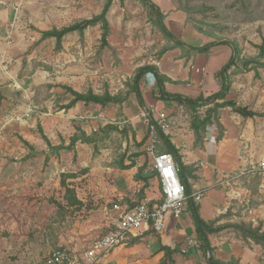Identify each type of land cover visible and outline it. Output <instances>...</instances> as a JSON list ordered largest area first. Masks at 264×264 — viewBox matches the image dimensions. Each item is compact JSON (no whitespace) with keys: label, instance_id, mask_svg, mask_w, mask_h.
Returning <instances> with one entry per match:
<instances>
[{"label":"rangeland","instance_id":"obj_1","mask_svg":"<svg viewBox=\"0 0 264 264\" xmlns=\"http://www.w3.org/2000/svg\"><path fill=\"white\" fill-rule=\"evenodd\" d=\"M172 1L177 8L181 5L188 9L189 14L185 13L187 18L190 15L192 22H187L194 28L201 27L204 31L202 33L208 37L238 42L243 59L258 56L260 49L257 45H261L264 39V0ZM105 3L106 0H1L0 43L12 41L19 45L15 48L19 53L14 59H10V64L13 65L15 59L23 63L20 76L31 75L33 70L40 67L43 72L38 77L54 81L53 84H38L34 88L38 111L48 109L44 100L56 91L51 92L52 87L65 89L62 84L64 80L74 81L82 92L92 89L98 94L109 91L114 95H126L132 88L136 70L140 66L155 63L163 56L164 49L171 45L153 25L150 10L142 0L113 1L108 13L111 47L101 48V24L88 27L84 38L78 32L66 36L62 49H57L55 38H35L41 37L38 29L62 28L92 18L103 10ZM7 8L12 11V18L8 20L4 17ZM251 17L257 20L248 21ZM259 17L262 19H258ZM219 45H225L226 52L212 51L216 56L212 55L210 58L211 68L214 59L223 60L229 54V44ZM3 50L0 49V60ZM229 73L232 93L227 98L263 115L244 117L240 114L241 118L238 119V112L233 108L227 106L225 110L232 131H249L241 139L244 141L241 153L247 163L230 174L244 171L236 185L243 193L251 195L248 205L252 207L260 202L264 203V68H260L259 76H256V71L245 68L241 60ZM144 81L148 98L150 85L155 82L154 74L149 73ZM2 99L0 94V107ZM138 104L140 105L138 97L131 92L126 104H110L107 107L92 104L87 107V119L84 122L96 143H87V153L84 152L81 159L83 163L92 165L98 159L102 164L120 169L125 161L130 164L136 161L139 156L137 154H144L143 170L147 176L154 173L148 152L141 148L149 138L148 125L142 115L148 107H138ZM166 104L165 101H159L157 107H167ZM125 105L128 114L124 112ZM61 107L59 101H56L51 106V111L55 113ZM209 107L212 104L199 107L197 111L204 116ZM222 109L219 110L220 123ZM132 112L140 114V118H135V124L131 122V118L135 116ZM192 114L190 108L179 104L171 116L190 123ZM12 115L19 121V115ZM13 116H9L8 120H13ZM215 124L219 127L218 137H221L223 125ZM34 127L27 133L40 134L41 124L36 123ZM5 130L0 131V264H48L47 258L61 247L78 255L94 240L108 233L124 209L143 201L145 181L144 177L137 176L139 172L129 177L131 190L123 198L111 197L108 202L87 199L89 167L81 165L77 152L72 153L74 148L56 150L49 147V153L45 156L35 149L33 151L23 141L25 138L15 126ZM8 144L10 150H4V146ZM24 147L32 155L29 165L23 162L27 159L22 157ZM69 150L72 151L70 154ZM158 150H163L160 145ZM129 173L131 175L132 172ZM151 179L155 182V189L150 190V195L155 197L158 194L161 197L159 177L155 173ZM62 180L65 181L64 185ZM134 181L142 184L139 188L141 190L134 191ZM68 185L80 186V194L85 200H82V205L73 206L68 203ZM232 205L236 209L234 214L238 216L235 219L244 221V210L248 205L239 200H233ZM147 249L146 244L138 249L142 257H147ZM184 261L178 257L174 264H184Z\"/></svg>","mask_w":264,"mask_h":264},{"label":"crops","instance_id":"obj_2","mask_svg":"<svg viewBox=\"0 0 264 264\" xmlns=\"http://www.w3.org/2000/svg\"><path fill=\"white\" fill-rule=\"evenodd\" d=\"M153 1L164 11L166 15L165 22L170 30L188 45H203L213 40L189 24L187 22L186 13L177 8L172 0ZM4 15L6 20L12 18V11L10 8L5 9ZM75 32L68 33L66 36H70ZM35 38H38V40L41 39L39 36ZM18 46V43L12 41L0 43V49H4L1 53L2 58L0 60V94L3 96L2 105L0 107V131L5 132V128L15 126L16 129H18L17 131L23 135L25 140L27 139V141L33 145L37 152H41V154L46 156L50 148L42 133L40 132L39 134L35 132L30 135L27 133L28 130L30 128H35L34 126L36 123L41 124L44 134L48 137L53 146H58L60 144L68 145L71 141V137L77 132L78 127H81L89 134L84 119H87V107L95 103L86 104L83 101H78L71 108H60L57 112L53 113L51 111V106L55 105L56 101H59V104L62 106L66 105L72 100L73 95L66 92V90L61 87H52L50 91H56L50 98L44 100L48 109L38 111L39 105L34 98L36 96L34 88H37L38 84H53L54 81L50 79L42 80L39 78L38 76H41L40 73L43 72V70L39 69L40 67L33 70L31 75L20 76L23 63L15 59L16 62L13 65L10 64V59H14L16 54L19 53V51L15 49ZM225 47V45H218L211 48L208 54L191 53L189 56H187V53H183L181 48L177 47L165 52L163 56L153 64L158 66L161 74L171 79L164 83L168 93L182 94L192 98H197L200 95L208 96L221 89L222 83L217 77V72L232 55V48L230 47L229 54L227 53L226 58L224 57L223 60L220 59L221 61H217L214 59L213 62L212 59L213 66L211 68L210 58H212V55L216 56L212 51L214 50L215 52V50H218L219 53L226 52ZM148 74L149 73L144 76L140 84L145 101L143 108L154 107L155 118H158L161 112L167 114L170 125L164 128V131L171 136V140L179 149L183 162L193 168L195 177L190 178L193 191L203 192L202 199L199 202L202 217L206 220L218 219L217 224L220 225L236 222L238 216L234 214L236 209L232 205L233 200L248 202L251 200V195L243 193L239 190L240 187L233 184L231 187L233 188L235 196L231 198L227 193L230 187L222 184V180L225 175L241 169L247 163V159L241 153V144L244 143L241 139L245 137L248 129L241 131L236 129L232 131V127L229 126L226 118L227 111L225 110L227 109L225 107L221 111V123L224 128L221 137L216 136V134L219 133V127L213 123L207 127L203 134L202 141L197 144L192 123H186L179 117L171 116V114L176 111L179 103L170 98H158L159 91L155 75V82L151 83L147 98L144 80ZM62 84L71 86L82 92L74 81L64 80ZM231 93L232 92H229L228 98H230ZM159 101H165L167 107L162 106L158 108ZM96 105L103 107L100 104ZM140 105L138 104L137 106L141 107ZM180 106L183 105L180 104ZM124 112L127 113L126 105ZM12 113L20 116L19 121L15 119ZM132 115H135V113L132 112ZM9 116H13V120H8ZM137 117L140 118L139 113L132 118L130 117L132 119V124L136 123L134 120ZM237 117L239 119L241 115L238 113ZM4 122H6V124ZM26 124H28V126H26ZM4 144L6 143L4 142ZM9 146L10 144L4 146V150H10ZM141 148L146 151V145H142ZM22 149V157H26L29 151L27 147ZM72 151L69 150V154L71 152L74 154V151L77 152L81 165L89 167V171L87 172V199L103 200L105 202H108L111 197H119L121 199L128 195L131 190L129 189V186H131L129 185V177H133L139 172V169H141V177L147 176L146 171L143 170L145 164L143 160L144 154H139V156H137L134 167L119 169L110 164H102L98 159H95L92 165H87V162L83 163L81 159H83V153H87V143L78 141ZM55 152L58 153L57 151ZM148 155L152 165L153 159L149 153ZM30 159L31 158L24 160V164L29 165ZM125 164H127V161H125ZM129 172H132L131 175ZM154 183L152 179H149V186L145 187L144 190L145 195L143 194V201L147 200L154 203L162 198V196L158 197V194H156L155 197L150 195V190L152 188L155 189ZM134 184H136L134 191L142 186L141 183L136 181L133 182V185ZM144 184L143 182V185ZM71 186L75 187L78 197L85 201L80 194V186ZM245 190L250 192L249 189ZM246 195L248 197H245ZM256 205L257 206L252 207L249 206L248 210H244L245 216L243 220L253 222L254 225H259L260 222H264V203L260 202ZM209 238L214 248L213 254L222 261L229 262L235 258L238 260L239 264H264L263 247L252 239L246 241L241 234L231 226L210 234ZM144 244L149 248L147 249V257H142L141 252H139ZM163 246L172 250L169 256L171 261L168 262V264H174V262L178 260V257L185 260L184 264H208V254L205 249L200 246L196 227L190 211L184 214L179 220L169 217L167 219L166 228L162 233H157L147 226L142 227L140 230H136L134 234L129 236L126 244L117 246L103 259V262L107 264H160L165 258Z\"/></svg>","mask_w":264,"mask_h":264},{"label":"trees","instance_id":"obj_3","mask_svg":"<svg viewBox=\"0 0 264 264\" xmlns=\"http://www.w3.org/2000/svg\"><path fill=\"white\" fill-rule=\"evenodd\" d=\"M114 0H106V3L104 5L103 10L99 13L94 15L92 18L84 19L81 21L74 22L70 25L63 26L62 28L54 27L52 29H38L41 33V40H45L48 38H55L56 39V46L57 49L63 48V39L64 37L71 32L77 31L81 38L85 37V31L88 27L96 26L98 24H101L102 26V38H101V48L105 47H111L110 41H109V35L111 32V24L108 19V13L112 7ZM143 4L149 8V15L150 19L153 23V25L163 34V36L171 42V45L168 46L166 49H164V53L167 52L170 49L173 48H181L185 53H187V56H189L191 53L197 54V53H206L208 54L213 46L219 45V44H229L232 48V55L228 59V61L224 64V66L217 72V77L220 79L222 86L221 89L208 95H200L197 98H192L189 96H185L182 94H172L168 93L165 89V81L171 80L168 76L163 75L159 72V68L155 64H146L143 66H140L133 77V85L131 90L128 91L126 95H114L110 93L109 91H106L104 94H98L95 93L92 89H89L87 92H81L73 87H70L68 85H63L66 91H68L71 95H73L72 100L66 104L63 105L61 108H71L74 106L78 101H83L86 104L95 103L100 104L103 107L108 106L110 104H123L126 102L129 98V95L131 92L135 93L138 97V100L141 104V106L145 105L144 97L141 91V81L143 80L144 76L147 73H153L157 80V87L159 91V99L160 98H170L174 101H177L179 104L186 106L192 110V127L195 132L196 137V143L199 144L203 139V134L205 133L207 127L213 123L221 124L220 123V113L219 110L224 107H231L236 112L241 114L244 117H254L257 115H262L252 109H250L247 106H241L238 105L234 100L228 99L227 96L231 89V79H230V73L229 71L233 66H236L241 60L243 62V66L245 68H248V70H255L256 76H259V69L264 68V39L263 43L261 45H257L260 49V52L258 56L243 59L242 58V48L240 44L236 41H230L227 39H214L212 41H209L203 45H188L184 40L178 38L168 27V25L165 22L166 15L164 11L161 9V7L156 4L153 0H142ZM179 9L183 10L187 14H189V10L186 9L183 6H179ZM258 19H262V17H259ZM257 20V18H250L248 21L252 22ZM188 22H192L190 19V15L187 18ZM197 26V25H196ZM199 31L204 32L203 29L199 26L196 27ZM212 107H209L204 116H201L198 113V108L202 107L204 105H211ZM263 116V115H262ZM152 121L156 125V136H157V148L160 147L163 149L161 152H169L174 155V158L176 160V163L179 168V175L181 178V181L183 182L186 194L188 197V207L189 211L192 214L194 224L196 227V232L198 239L200 241V246L205 249L208 255V264H239L238 260L233 258L229 262L222 261L221 259L217 258L214 254V248L211 245L210 241V234L216 233L221 231L222 229L226 227H233L241 236L248 241L249 239H252L257 244H260L264 249V222H260L259 225H254L253 222H247V221H236L232 223H227L224 225L217 224L218 219L214 220H206L204 217H202L200 213V205L199 202L196 201L195 196L193 195V187L192 183L190 182L191 177H195L193 174V168L189 165H186L183 162L182 155L180 154L179 149L177 146L173 143L171 140V136L167 134L164 131V127L162 124L158 123V121L154 120L152 118ZM41 133L44 137V139L47 141L49 147L51 149H72L75 147L76 143L78 141L84 142V143H96L95 138L92 135H89L86 131H84L82 128H77V132L71 137V141L68 145L60 144L58 146H53L48 139V137L44 134L43 130L41 129ZM23 141L30 146V148L34 151L33 145H30L28 141L23 139ZM144 142V141H143ZM143 143H141L142 145ZM139 155V154H137ZM32 155L29 153L25 158H30ZM135 161H132L130 164H121V168L128 169L135 166ZM137 174L138 177H141L140 171ZM154 173L151 174L158 176L157 170L154 169ZM151 176H144L145 181V187L149 186V179ZM63 185L65 184V181L62 180ZM144 187V189H145ZM67 193H66V199L68 200V203L73 206H80L83 204V201L77 196L76 189L71 187L70 185L66 186ZM143 189V192H144ZM62 248V247H61ZM163 250H165V258L160 264H168V262L171 261L169 259L170 254L172 253V250L168 247H162Z\"/></svg>","mask_w":264,"mask_h":264},{"label":"built area","instance_id":"obj_4","mask_svg":"<svg viewBox=\"0 0 264 264\" xmlns=\"http://www.w3.org/2000/svg\"><path fill=\"white\" fill-rule=\"evenodd\" d=\"M154 113V107L145 108V111L142 112L149 129V138L145 149L153 159L152 166L157 170L162 198L154 203L144 200L131 208L124 209L114 227L108 233L94 240L78 255L72 254L67 248H59L47 258L48 264H107L103 262V259L117 246L126 244L129 236L134 234L136 230L147 226L157 233H162L169 217L179 220L189 211V196L186 194L185 186L181 181L174 155L169 152H161L157 148L156 125L152 118L167 128L170 125L167 114L161 112L159 117L155 118ZM243 173L244 171L237 174H227L222 180V184L230 187L227 193L231 198L235 196L231 186L239 182L238 179ZM193 195L196 201L200 202L203 192H194ZM243 204L248 205V202H243ZM248 209L249 205L245 211Z\"/></svg>","mask_w":264,"mask_h":264}]
</instances>
